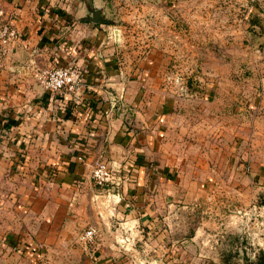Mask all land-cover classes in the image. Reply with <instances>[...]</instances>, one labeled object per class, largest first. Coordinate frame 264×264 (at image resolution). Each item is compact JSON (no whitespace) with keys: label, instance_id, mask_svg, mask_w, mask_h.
Returning <instances> with one entry per match:
<instances>
[{"label":"crops","instance_id":"1","mask_svg":"<svg viewBox=\"0 0 264 264\" xmlns=\"http://www.w3.org/2000/svg\"><path fill=\"white\" fill-rule=\"evenodd\" d=\"M150 1L161 5L128 12L127 21L171 24L175 0ZM88 5L118 25L83 21ZM0 9L19 32L0 61V233L5 234L0 264H40L47 257L55 264H79L82 253L74 246L79 233L99 213L108 230V211L135 228L144 246L115 251V235H104L101 225L104 248L94 264H137L132 260L139 257L140 264H199L205 240L199 224L191 234H167L168 222L160 218L165 205L159 202L167 191L161 185L178 175L179 193L188 191L181 180L187 172L182 164L188 157L181 150L185 131L194 136L232 128L264 135V0H179L185 29L181 25L180 33L192 35L196 58L191 61L199 76L194 93L177 95L164 91L156 75L171 52L154 43L144 53L127 47L126 27L108 0H0ZM179 58L184 67V53ZM31 60L49 69L74 65L77 91H46L26 67ZM174 124L179 125V160L169 154ZM100 160L115 168L121 187L92 182ZM46 169L55 175L47 178ZM210 178L200 192H215ZM95 198L106 202L95 204Z\"/></svg>","mask_w":264,"mask_h":264},{"label":"rangeland","instance_id":"2","mask_svg":"<svg viewBox=\"0 0 264 264\" xmlns=\"http://www.w3.org/2000/svg\"><path fill=\"white\" fill-rule=\"evenodd\" d=\"M108 1L111 3L112 12L116 16H120L122 24L127 28H124V32H122L127 47H138L139 52L144 53L147 46L151 45L153 48L152 44L154 43L155 46L160 47L158 50L164 48L171 52L168 65L163 67L161 72H156V75H161L164 91L177 95L180 92H186L185 90H191L193 85L198 86V79H195L199 76L196 75L197 67L191 61L194 54L190 48L193 43L192 35L189 32L180 33L181 25V29H185L182 22H179V0H175L174 7L169 8V15L173 20L171 24L169 22L154 23L152 19L149 21L135 19L130 24L126 19L128 12L142 13L144 9L141 6L145 7L150 4L155 7L161 3L150 0H146L149 1L148 4L141 2L142 0L137 3L132 0ZM182 53L186 57V62L183 63L184 67L181 66L182 60L179 58ZM181 78L184 79L180 80ZM174 100L176 101V99ZM176 103L179 107V100ZM181 107L183 105L179 108ZM173 119L179 121V116H175ZM169 133L170 137L167 136V138L171 139L170 143H174L170 148L173 151L169 150V154L171 158L177 157L179 160V125L174 124ZM183 134L185 145L181 150L184 151L188 159L185 158V163L182 164L187 172L181 180L184 181V186L188 191L179 193V187H176L179 186L177 185L179 183L178 175L169 185L162 182L161 186L167 193H163L159 197V202L165 205L166 215L164 212L160 218L168 222L167 234L172 237H179V233H183V231L191 234L199 224L200 233L205 237V240L200 243L201 259L199 264H264V244L260 243L264 240L263 133L259 131L257 134L254 131L231 128L213 132L200 130L194 136L191 131H185ZM208 176H211L210 179L215 182V192L211 195L200 192V184L203 180H207ZM115 183H119V185L114 184L116 188L121 187L119 179ZM154 183L160 187L158 179ZM105 202L106 199H94L95 204L104 205ZM108 212H111L110 219H112L110 227H108L109 231L106 230L100 213L97 215L98 217L90 218L88 226L84 229L86 230L90 226L97 229L95 243L85 246L79 242V236L84 230L79 233L74 246L81 251L83 261L87 260L91 264L98 262V254L104 248L101 239L102 232L99 229L101 225L104 228V235L114 234L116 237L113 242V250L124 254L142 250L144 245L142 241H137L135 228L117 222L114 212ZM0 238L1 241L5 238L4 232L0 233ZM168 245L175 247L177 244L168 243ZM155 247V245H151V252ZM137 256L139 257V255ZM139 258H135L132 262L140 264L142 260L141 257ZM45 261L55 264L53 258L47 257ZM83 261L80 259L79 264H82ZM151 264L156 263L152 262Z\"/></svg>","mask_w":264,"mask_h":264},{"label":"built area","instance_id":"3","mask_svg":"<svg viewBox=\"0 0 264 264\" xmlns=\"http://www.w3.org/2000/svg\"><path fill=\"white\" fill-rule=\"evenodd\" d=\"M5 19L6 13L3 9H0V61L2 56L7 53L9 47L15 43L19 37L17 27L12 22H8ZM261 22L264 25V11L261 15ZM26 67L30 69L32 77L46 91L52 93H75L79 87V75L76 67L72 64L65 67L49 69L41 68L34 60H31ZM182 79L184 78L180 80ZM196 88L197 85H193L191 90L185 91L192 94L195 92ZM90 178L98 187H104L113 183L119 185V183H115L118 180L115 168L103 160L96 162ZM96 237L97 229L94 226H90L80 234L79 242L88 246L91 243H95ZM45 260H42L40 264H50Z\"/></svg>","mask_w":264,"mask_h":264},{"label":"water","instance_id":"4","mask_svg":"<svg viewBox=\"0 0 264 264\" xmlns=\"http://www.w3.org/2000/svg\"><path fill=\"white\" fill-rule=\"evenodd\" d=\"M87 9L89 11V15L83 18V21L110 26L118 25V22L112 17L108 16L103 10L92 8L89 5Z\"/></svg>","mask_w":264,"mask_h":264},{"label":"trees","instance_id":"5","mask_svg":"<svg viewBox=\"0 0 264 264\" xmlns=\"http://www.w3.org/2000/svg\"><path fill=\"white\" fill-rule=\"evenodd\" d=\"M47 171V174H46V177L47 178H51L53 175H55V171L53 169H46Z\"/></svg>","mask_w":264,"mask_h":264}]
</instances>
